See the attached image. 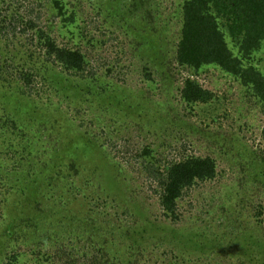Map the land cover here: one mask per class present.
I'll return each mask as SVG.
<instances>
[{
  "label": "rangeland",
  "instance_id": "obj_1",
  "mask_svg": "<svg viewBox=\"0 0 264 264\" xmlns=\"http://www.w3.org/2000/svg\"><path fill=\"white\" fill-rule=\"evenodd\" d=\"M63 1L75 21L47 0H0L3 24L37 19L87 61L66 71L34 31L0 28V264H264V103L218 66L175 62L183 0ZM254 55L264 73V43ZM186 77L211 101L184 103ZM184 154L212 156L217 174L172 218L144 168Z\"/></svg>",
  "mask_w": 264,
  "mask_h": 264
},
{
  "label": "trees",
  "instance_id": "obj_2",
  "mask_svg": "<svg viewBox=\"0 0 264 264\" xmlns=\"http://www.w3.org/2000/svg\"><path fill=\"white\" fill-rule=\"evenodd\" d=\"M47 1L54 15L61 16L64 22L75 21L74 13L67 14L65 11L63 0ZM36 20L16 14L4 23L6 27L3 24L5 18H1L0 28L8 29L14 35L17 31L22 34L34 31L31 38L36 36L46 60L60 64L66 71L82 73L87 63L83 53L79 49L58 45L49 32L41 27L36 28ZM229 39L235 45L236 53L228 46ZM263 43L264 0H183L180 36L173 58L192 74L198 73L203 66H218L235 77L252 97L264 103V73L256 64L261 62L259 57L254 55L261 51ZM147 76H150L149 73ZM30 77L29 73L20 71L9 83H13L16 89L10 95L14 105L17 104L16 99L26 95L24 87H27ZM179 95L189 105L207 103L214 97L211 91L190 77L184 79ZM87 141L91 143V140ZM260 141V151L264 154V126L260 130ZM142 152L148 154L150 150L144 146ZM147 164L144 170L147 178L151 177L156 183L159 204L165 214L172 218L178 216L177 201L186 191L201 182L212 180L217 174L216 161L210 155L184 154L179 159L167 161L163 171H159L153 161ZM14 261L15 256H11L5 264H16Z\"/></svg>",
  "mask_w": 264,
  "mask_h": 264
}]
</instances>
